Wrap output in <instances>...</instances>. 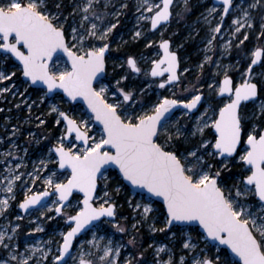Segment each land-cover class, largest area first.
<instances>
[{"label": "snow or ice", "instance_id": "6c2138e0", "mask_svg": "<svg viewBox=\"0 0 264 264\" xmlns=\"http://www.w3.org/2000/svg\"><path fill=\"white\" fill-rule=\"evenodd\" d=\"M172 3L173 0H160V3L140 0L137 11L143 9L152 14L146 16L141 13L138 20L150 21L151 28L156 29L162 22L170 19ZM98 4L99 0H82L73 7L69 16L75 17L77 12L82 13L77 28L68 24L67 17L62 19L60 2L54 4L56 11H52L49 0H0V64L14 58L19 62L22 76L27 78L26 83L45 86V96L55 89H62L72 101L82 98L93 114L92 118L103 126L97 139L89 135L88 120L74 119L67 112L60 111L56 105L51 106L49 114H57V125L61 120L65 122V132L49 151L57 155L60 169H70L66 182H55V173L44 179V184L58 194V201L54 202L58 204L56 213L60 214L68 206L65 202L69 201L74 190L83 193L82 202H78V211L75 215H67L69 230L61 233L63 243L55 261L68 264L65 257L71 256L73 241L78 234L89 225L100 227L93 222L102 217H116L117 204L110 192L105 190L102 196L97 195L98 181L103 182L104 189L108 188L106 166H115L124 180L137 188L145 189L153 197L162 198L164 227L157 228L152 224V232L170 231L176 225L189 227L198 224L203 229L207 242L215 241L218 245L227 246L234 257L238 258L225 256L221 259L217 246V254L213 256L205 254L206 250L201 249L192 257L191 264H264V125L253 124L251 128H247L249 117L241 111L243 102H255L258 93H264V72L255 74L253 71L254 66H264V47H256L251 52L250 63L241 73L240 83L234 82L226 68L221 80L208 85L210 91L221 98L222 106L209 103L196 117L195 129L187 136L183 134L181 127H169L171 110L181 106L187 112H192L204 99L203 92H196L188 100L164 97L150 110L137 114L129 103L134 100L135 91H125L120 87L121 81L128 79L124 75L115 81L116 90L112 92L113 98L119 94L122 99H114V102L106 99L109 86L99 81L105 78L106 55L110 51L108 37L117 24L101 28L100 24L93 22L103 21V17L96 11ZM121 7L126 8L127 5L122 4ZM232 7L233 0H223L225 16ZM258 7L264 8L261 0H252L248 8L242 9V16L232 21L235 25L233 35L240 33L245 27L253 26L249 9ZM215 11V8L209 9V15ZM84 22H89L87 29H84ZM222 23L223 16L211 31L219 33ZM81 29H84L83 34ZM140 36L141 33L137 31L135 37ZM260 36L264 37V23L261 24ZM215 39L213 35L208 40V45L211 46ZM247 39L245 34L240 43ZM159 48L163 50L162 55L151 61L150 71L144 74L163 77L167 73V79L159 84L160 88H164L166 84L179 82V61L176 52L170 50L169 40H161ZM58 52L66 54L67 66H59V58L53 62V57ZM206 59L210 61L211 57ZM125 63L131 72H142L134 56L129 55ZM184 71L187 72L188 69ZM15 76V71L0 70V83L11 82ZM97 84L98 87L95 86ZM13 88L15 84L0 87V96L12 92ZM20 95L23 96L24 93ZM24 103L31 112L32 105L27 104V101ZM16 107L19 108L20 105ZM260 111L264 113V101L260 103ZM45 122L40 120L42 125ZM206 130H211V137L206 135ZM73 134L76 141L83 143L82 148L75 144L66 146V137ZM197 135L200 138L198 144L191 145L189 141ZM181 138L185 144L178 146ZM242 144L244 148H241ZM6 155L11 156L12 153ZM237 157L245 167L235 175L225 176V172L231 173L230 161ZM212 160L217 163H212ZM19 167L17 164L16 168ZM7 171L11 174L14 170L9 168ZM20 179V175L4 177L7 182L4 191L11 195L0 199V215L8 209L9 200L15 199L14 182ZM120 190L117 185L112 191L119 194ZM49 195L51 193L47 190L31 195L26 191L19 207L27 211ZM128 203L131 205V201ZM134 209H142L141 220H147L154 211L151 203H136ZM19 227L16 224L11 229L12 233L15 234ZM115 227L120 232L126 231L119 224ZM132 227L135 229L137 225L133 224ZM36 231L42 229L38 227ZM172 236L176 237V233L173 232ZM193 239L190 234L184 233L182 248L195 252L198 245L193 243ZM11 240L12 236L8 234L6 226L5 230L0 231V246L9 249ZM135 242V238L129 241L131 244ZM88 243L100 249L95 234ZM111 245L112 241L109 240L103 246V255L98 257L100 264H117L115 257L120 255V247L123 245L115 249ZM29 247L31 253L20 259L19 264H29L32 256L41 251L35 246ZM15 251V246H12L8 252L10 261H17ZM25 251L28 252V249ZM77 251L79 258L72 257L75 264H94L92 259L86 258L93 253H84L79 249ZM163 252L168 253V259H159ZM41 255L47 257L46 252L41 251ZM155 255V264H185L186 261L183 255L176 261L167 245L156 247ZM140 256L143 257V252ZM134 261L135 264H142L135 256L127 258L124 264H134ZM0 264H9V260H0Z\"/></svg>", "mask_w": 264, "mask_h": 264}, {"label": "rangeland", "instance_id": "374dc122", "mask_svg": "<svg viewBox=\"0 0 264 264\" xmlns=\"http://www.w3.org/2000/svg\"><path fill=\"white\" fill-rule=\"evenodd\" d=\"M57 2L61 3L62 19L67 17L68 24L79 28L82 13L77 12L75 17L69 16L68 13L82 0H49V7L52 11H56L54 4ZM139 2L140 0H99V4L96 5V11L103 17V21L93 22L100 24L101 28L113 23L117 24V27L113 29L108 37L110 44V54L107 56L108 69L105 78L100 80L99 83L109 86L106 99L109 102H114V99H122L119 94L115 98L112 97V92L116 90L115 81L120 79L121 76L127 75L128 79L121 81L120 87L124 88L125 91H135L134 100L129 103L137 114L150 110L155 103L164 97L188 100L196 92H203L205 95L204 104L200 110L194 114H190L184 109L179 110L168 121L170 128L173 125L179 126L184 135L190 136L196 126V117L208 107L209 103L222 106L221 98L210 91L208 85L221 80L223 71L226 68L229 70V75L234 74L233 79L236 77L235 80L240 83L241 73L245 71L250 63L251 52L256 47H264V37L260 36L261 24L264 23V8L249 9L253 26L241 29L240 34L241 40H243L245 34L248 36L247 45L246 40L243 43H240L241 40L237 43H231V37L234 39L236 35H233L235 25L232 24V21L242 16V9L248 8V4L252 0H233L234 6L227 16L223 14V4H217L214 0L191 2L187 0V5H185V0H176L173 6L171 23L160 26L156 31L151 30L150 21L138 20L141 13L146 16L152 14L144 12L143 9L138 12L137 5ZM151 2L160 3V0H151ZM261 3L264 4V0H261ZM105 4H107V7H105ZM122 4H126L127 7H121ZM237 5L239 7H236ZM212 8H215L216 11L209 15L208 10ZM222 16L221 31L213 33L211 30L220 23ZM205 17H207V20ZM190 25L195 27L191 28ZM65 26L68 27L67 24ZM89 26V22H84V29ZM84 29L80 30L81 34H83ZM137 31L141 33L138 38L135 37ZM213 35L216 39L209 46L208 40ZM169 39L172 40L171 49L178 51L181 56L180 80L178 83L171 84V86L165 85L164 88H160V80L166 78L155 79L150 75H145L144 72L150 71L151 61L162 55L159 48L161 40ZM245 45L249 49H246ZM137 47L139 49L135 51ZM129 55L137 59L138 65L142 68L141 73L131 72L128 68L125 61ZM229 55H234L232 60L226 58ZM206 57H211V60H207ZM58 58L59 66L68 65L64 56ZM56 61L57 59L53 62ZM120 65H123V67ZM229 66L231 67L229 68ZM184 69H188V71L185 72ZM0 70L16 72V76L11 82L0 83V87H11L12 84H15L12 92L0 96V109H2L0 111V199L11 195L4 191L7 186L4 177L9 175L21 176L20 180L14 182L15 199L9 200L8 209L3 215H0V231L5 230L7 226L8 234L12 236L9 249L0 246V260H9V264H19L20 259L29 256L31 253L29 246H35L42 252H46L47 257L44 258L41 251H37L29 260V264H59V261H55L54 258L59 255V248L63 242L61 233L69 230L70 225L67 223V215H73L78 211V202H82L83 195L75 194L60 214L55 211L58 206L57 203H54L58 201L57 194H54L46 204L28 211L26 214L22 212L19 204L23 202L26 191L31 195L35 192H42L47 188L52 190L51 187L44 184V179L52 173L56 174L55 182H66L70 176L68 170H59L57 155L49 151L56 146L58 138L65 132L63 120L57 125L55 122L58 118L57 114H49L52 105H56L60 111H66L74 119L88 120L89 133L97 139L102 133V129L95 125L94 119L81 104L74 105L63 98L61 94H55L49 98L44 95L47 91L45 88H33L30 86V82L26 83L19 71V64L13 58H9L3 64H0ZM261 72H264V66H257L254 70L255 74ZM20 93H24V95L21 96ZM24 101L32 105L31 112H29ZM33 101L36 103L33 104ZM261 101H264V93H261L255 102L248 103L242 108V113L249 117L246 124L247 128H251L253 124L264 125V113L260 111ZM16 105H20V107L17 108ZM41 119L46 121L45 124H40ZM55 127L59 128L55 129ZM14 132L15 134H13ZM206 135L211 137V130H206ZM199 139L197 135L192 137L189 143L196 145ZM65 144L66 146L75 144L77 147H83L74 137L70 141L65 139ZM184 144L185 141L181 138L178 146ZM9 152L12 153L11 156L6 155ZM211 162L217 163L216 160ZM239 163L242 162L237 157L235 160L230 161L229 167L232 168L233 165ZM17 164L20 165L19 168H16ZM217 166L219 165L217 164ZM244 167L245 165L242 163L241 171ZM9 168L14 170L13 173L10 174L7 171ZM109 171L106 172L109 177L108 188L104 189L101 181L102 185L98 195L102 196L105 190L110 192L117 204V218L113 220L104 218L97 223L100 227H93L83 234L76 241L75 249L67 260L68 264H75L72 259L73 256L79 258L77 249L84 253H93V255L86 258L92 259L94 264H100L98 257L103 255L102 248L109 240L112 241L111 246L114 249L123 245L120 247V255L115 257L117 264H124V261L130 256H135L137 260L142 261V264H155L157 259L155 248L161 245H167L176 261L179 260L181 255L185 256V264H191L192 257L199 253L201 249H205V254L209 256L217 254V246L207 242L197 226L183 227L177 225L170 231L152 232L150 229L152 224H155L157 228L164 227L162 222L163 205L156 200L154 201L145 193L135 192L129 187L125 189L123 184L117 182L116 175ZM30 173L31 175H29ZM228 175L235 174L229 173L226 176ZM34 179L35 182L33 183ZM117 185L121 188L119 194L112 191ZM128 201H131V205ZM136 203L152 204L154 211L149 214L147 220H141L140 213L142 209H134ZM253 211H255V208H253ZM18 217L20 219H17ZM138 221L139 223H137ZM16 224H19L20 227L13 234L11 229ZM116 224L124 227L126 231L120 232L115 227ZM133 224L137 225L135 229L132 227ZM38 227L42 231H36ZM173 232L176 233V237L172 236ZM184 233H188L194 238L193 243L198 245L195 252H188L182 248ZM93 234L97 237L100 249L88 243L93 239ZM100 237L104 239L101 240ZM133 238H135V244L129 243ZM6 242L8 241L6 240ZM81 245H83L82 248ZM149 245H152V247H149ZM12 246L16 248L14 254L17 255V261L15 262L10 261L8 256ZM218 247L221 259H224L225 255L220 253L222 247ZM26 248L28 252L25 251ZM141 252H143V257L140 256ZM159 259H168V253H161Z\"/></svg>", "mask_w": 264, "mask_h": 264}, {"label": "water", "instance_id": "95a60500", "mask_svg": "<svg viewBox=\"0 0 264 264\" xmlns=\"http://www.w3.org/2000/svg\"><path fill=\"white\" fill-rule=\"evenodd\" d=\"M174 1L175 0H173V3H174ZM218 3H221V2H223V0H216ZM173 3H172V5H173ZM172 5L170 6V11H171V13H172ZM231 9V8H230ZM170 20H171V18L167 21V22H162L160 25H158L157 26V28L156 29H152L151 28V30H153V31H156L160 26H162V25H166V24H168V22H170ZM170 41V40H169ZM170 50L172 51V49H171V47H170ZM161 51H163L162 49H161ZM174 52H176V51H174ZM109 54V53H108ZM108 54L106 55V58H107V56H108ZM176 54H177V57H178V53L176 52ZM61 56H64L65 57V59H66V61H67V56H66V54H64V53H62V52H58L54 57H53V61L54 60H56L58 57H61ZM14 59V58H13ZM15 60V59H14ZM178 61H179V58H178ZM18 64H19V62L18 61H16ZM68 62V61H67ZM254 67H256V66H254ZM179 69H180V61H179V65H178V75L180 74V72H179ZM254 69V68H253ZM106 70H107V68H106ZM165 75H167V73H165ZM105 76H106V74H105ZM22 78L23 79H27V78H25V77H23L22 76ZM155 78H160V77H155ZM171 84H173V83H171ZM171 84H166V85H171ZM30 86H32L33 88H45L46 89V87L45 86H43V85H31L30 84ZM96 86V85H95ZM47 90V89H46ZM55 94H61L62 96H63V98H66L70 103H72V104H81L84 108H86L87 109V111H88V113L93 117V114L91 113V111H90V109L88 108V106H87V103L82 99V98H77V100H75V101H72V100H70V98H68L67 97V95L63 92V90L62 89H55V90H53L52 92H49L48 93V97L49 98H51L53 95H55ZM258 97H259V93H258ZM170 99H173V98H170ZM258 99V98H257ZM203 100L204 99H202V101H201V104L200 105H198V108L197 109H194V110H192V112H190L191 114H194L195 112H197L199 109H200V107H201V105L203 104L202 102H203ZM248 102H252V101H248ZM243 104H247V102H243L242 103V105H241V107L243 106ZM179 110H183V108L181 107V106H177L176 108H174V109H172L171 110V114H170V117H169V119L170 118H172L173 117V115L177 112V111H179ZM66 112V111H65ZM69 115V114H68ZM70 116V115H69ZM64 122V121H63ZM94 123H95V125L97 126V127H100L101 129H102V124H100L98 121H95L94 120ZM64 124H65V122H64ZM89 135H90V133H89ZM72 137H74V134H73V136H69V137H66V140H68V141H70L71 139H72ZM75 138V137H74ZM80 144H82L83 145V143L82 142H80V141H78ZM244 145L242 144L241 145V148L243 147ZM55 147V146H54ZM53 147V148H54ZM239 151V150H238ZM106 169H107V171H109L110 169H114V170H116V171H118V173H119V170H118V168H116L115 166H106ZM59 170L60 171H69V173H70V169H67V168H65V169H60L59 168ZM103 171V170H102ZM106 171V172H107ZM120 175V174H119ZM120 178H121V180L129 187V188H131L132 190H134L135 192H138V193H145L146 195H148L150 198H152L154 201L156 200L157 202H160L161 204H162V198H159V197H153V196H151V194H148L147 193V191L145 190V189H140V188H137L136 186H134V185H132L130 182H128L127 180H124L123 179V177H122V175H120ZM100 186H101V183H100V181H98V187H97V195H98V192H99V190H100ZM49 193H51V195H49L48 197H45V198H43V200L41 201V203L40 204H38V205H34V206H32V207H30L27 211H25L24 209H21L22 210V212L24 213V214H26L28 211H31V210H34V209H37L39 206H42V205H44V204H46L47 203V201H49L52 197H53V195L55 194L54 193V190L52 189V190H50V189H46ZM45 191V190H44ZM75 194H81V195H83V193H80L78 190H74L73 191V194H72V196L71 197H69V201L68 202H65L66 204H69V202L73 199V197L75 196ZM58 195V194H57ZM83 200V199H82ZM163 205V204H162ZM65 208V207H64ZM63 208V209H64ZM62 209V210H63ZM62 212V211H61ZM73 215H75V214H73ZM104 218H107V217H102L99 221H94L93 222V224H97L98 222H100V221H102V219H104ZM115 218H117V215H116V217H114V218H107V219H110V220H113V219H115ZM67 223H68V225H69V222L67 221ZM177 226V225H176ZM192 226H197L198 227V229L203 233V229L202 228H200L199 227V225L198 224H193ZM93 228V226L92 225H89L87 228H85L80 234H78V236L76 237V239L73 241V249L71 250V253L73 252V250H74V246H75V243H76V241L79 239V238H81V236L83 235V234H85L86 232H88V231H90L91 229ZM63 243V242H62ZM211 244L212 245H216V246H220V247H222L223 249H225L228 253H229V255H231V257H234V254L233 253H231V250L230 249H228L227 248V246H225V245H218V242H215V241H212L211 242ZM62 245V244H61ZM70 256H66L65 257V259L66 260H68V258H69ZM235 258V257H234ZM235 259H238V258H235ZM59 264H61V262H59Z\"/></svg>", "mask_w": 264, "mask_h": 264}, {"label": "flooded vegetation", "instance_id": "af4514ba", "mask_svg": "<svg viewBox=\"0 0 264 264\" xmlns=\"http://www.w3.org/2000/svg\"><path fill=\"white\" fill-rule=\"evenodd\" d=\"M188 1H197V0H188ZM217 4H223V2H221V3H218L216 0H214ZM175 2H176V0L174 1V3H173V5H172V15H171V20H170V22H168V24H170L171 23V21H172V16H173V9H174V4H175ZM234 6V5H233ZM233 8V7H232ZM232 8L229 10V13L232 11ZM228 13V14H229ZM225 16V15H224ZM227 16V15H226ZM168 24H166V25H168ZM187 27V26H186ZM189 27V26H188ZM190 27L191 28H194L195 26L194 25H190ZM189 27V28H190ZM193 30V29H192ZM192 30H191V32H192ZM240 34H241V32L240 33H238V34H236L235 36H234V39L231 37V40H232V42L231 43H237L239 40H241V36H240ZM170 40V47H171V42H172V40L171 39H169ZM247 45H248V40H246V42H245ZM247 45H245V47H246V49H249V47L247 46ZM139 49V47H137V49L135 50V51H137ZM161 49V48H160ZM172 51H176V50H173L172 49ZM177 53H178V58H179V61H180V54H179V52L178 51H176ZM110 54V53H109ZM108 54V55H109ZM234 57V55H229V56H226V58L228 59V60H232V58ZM106 61H107V58H106ZM246 66H247V64L244 66L245 68H246ZM180 67H181V61H180ZM257 67V66H256ZM256 67H254V69H253V71L256 69ZM107 69H108V63H107ZM179 71H180V69H179ZM106 72H107V70H106ZM179 76H180V74H179ZM231 76L233 77L234 76V74H231ZM166 78L167 79V75H164L163 77H160V78ZM153 78H155V77H153ZM160 78H155V79H160ZM236 78V77H235ZM235 78L233 79L234 80V82L235 83H239V82H237L236 80H235ZM165 79V80H166ZM162 81H164V80H160V83L162 82ZM173 84H175V83H173ZM166 86H171V85H166ZM261 95V93H259V96ZM204 97H205V95H204ZM204 101V100H203ZM203 103V102H202ZM248 103H251V102H247V104ZM204 104V103H203ZM203 104L201 105V107L203 106ZM247 104H243V106L241 107V111H242V108L245 106V105H247ZM201 107H200V109H201ZM199 109V110H200ZM191 114V113H190ZM75 249V248H74Z\"/></svg>", "mask_w": 264, "mask_h": 264}, {"label": "trees", "instance_id": "16d2710c", "mask_svg": "<svg viewBox=\"0 0 264 264\" xmlns=\"http://www.w3.org/2000/svg\"><path fill=\"white\" fill-rule=\"evenodd\" d=\"M57 128H59V127H55V129H57ZM241 168H242V163H239V164L233 165V167L231 168V174H236V173H238V172H241ZM109 172L114 173V174L116 175L115 178H116L117 182H120L121 184H123V187H124L125 189H128V186H127V185L121 180L118 171H116V170H114V169H110ZM227 174H229V173H228V172H225L224 175L226 176ZM100 183H101V181H100ZM101 185H102V183H101ZM119 200H120V197H119V199H118V202H119ZM220 253H223L225 256L230 257L229 253H228L225 249H223V248L220 249Z\"/></svg>", "mask_w": 264, "mask_h": 264}]
</instances>
